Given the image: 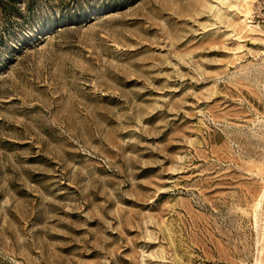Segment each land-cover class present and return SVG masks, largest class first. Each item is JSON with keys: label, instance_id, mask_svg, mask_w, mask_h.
I'll list each match as a JSON object with an SVG mask.
<instances>
[{"label": "rangeland", "instance_id": "374dc122", "mask_svg": "<svg viewBox=\"0 0 264 264\" xmlns=\"http://www.w3.org/2000/svg\"><path fill=\"white\" fill-rule=\"evenodd\" d=\"M0 6V264H264V0Z\"/></svg>", "mask_w": 264, "mask_h": 264}, {"label": "trees", "instance_id": "16d2710c", "mask_svg": "<svg viewBox=\"0 0 264 264\" xmlns=\"http://www.w3.org/2000/svg\"><path fill=\"white\" fill-rule=\"evenodd\" d=\"M16 2H18V0H0V6L6 16L12 14L11 8L14 6Z\"/></svg>", "mask_w": 264, "mask_h": 264}]
</instances>
